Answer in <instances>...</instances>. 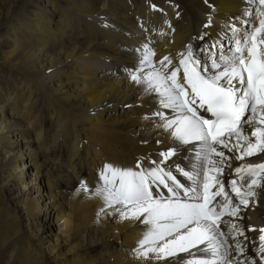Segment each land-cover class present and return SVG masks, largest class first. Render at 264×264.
Instances as JSON below:
<instances>
[{
	"label": "bare ground",
	"instance_id": "bare-ground-1",
	"mask_svg": "<svg viewBox=\"0 0 264 264\" xmlns=\"http://www.w3.org/2000/svg\"><path fill=\"white\" fill-rule=\"evenodd\" d=\"M149 2L0 0V264H62L57 247L65 244L74 264H183L180 258H187L137 259L133 249L145 225L121 220L112 209L100 212L99 198L78 191L81 180L94 189L105 164L151 167L168 148L177 152L162 167L175 173L176 164L191 170L195 163L194 142L182 145L159 127L158 117L145 119L158 107L156 95L132 82L126 69L137 63L143 43H150L156 67L164 56L178 63L188 44L199 52L224 25L241 26L236 18L246 3ZM251 131L245 125L254 139ZM220 150L229 158L220 174L264 162V152L237 159L235 148ZM261 186L241 206L238 223L254 229L246 237L264 215ZM160 195H167L163 186ZM245 249L241 259L258 264L250 243Z\"/></svg>",
	"mask_w": 264,
	"mask_h": 264
},
{
	"label": "snow or ice",
	"instance_id": "snow-or-ice-1",
	"mask_svg": "<svg viewBox=\"0 0 264 264\" xmlns=\"http://www.w3.org/2000/svg\"><path fill=\"white\" fill-rule=\"evenodd\" d=\"M245 3L236 18L241 26L224 25L217 39L199 52L188 44L177 54L178 63L164 56L156 67L150 43H143L137 63L126 69L132 82L156 95L158 107L145 119L158 117L159 127L182 145L194 142L195 150L191 170L179 164L175 173L171 165L162 167L177 152L168 148L158 154L160 160L150 161L151 167L139 161L135 170L105 164L94 189L81 180L78 191L99 198L100 212L112 209L121 220L145 225L133 249L137 259L164 260L186 253L187 258H180L183 264H256L241 259L245 233L254 229H245L238 220L241 206L247 207L255 187L264 184V162L235 168L228 181L234 198L219 179L221 165L229 159L221 148H235L237 159L264 152V0ZM210 24L211 16L204 27ZM245 125L254 139L245 134ZM232 140L236 143L229 146ZM161 186L166 196L160 195ZM259 233L258 264H264V228Z\"/></svg>",
	"mask_w": 264,
	"mask_h": 264
},
{
	"label": "rangeland",
	"instance_id": "rangeland-1",
	"mask_svg": "<svg viewBox=\"0 0 264 264\" xmlns=\"http://www.w3.org/2000/svg\"><path fill=\"white\" fill-rule=\"evenodd\" d=\"M145 4H148L150 3L149 0H144ZM237 25V24H236ZM239 27V25H237ZM106 69L103 70V72H105ZM101 73V72H100ZM119 111V110H118ZM35 192V191H34ZM36 193V192H35ZM34 195V194H33ZM40 206V205H39ZM52 206V205H51ZM51 212L53 214H56V211L51 209ZM55 239V238H54ZM59 247V252L58 254L60 255V261L62 264H74L77 260V257L75 255V253H73V250H70L68 251V249L70 248L69 247V244H65V245H58ZM57 254V253H56Z\"/></svg>",
	"mask_w": 264,
	"mask_h": 264
}]
</instances>
